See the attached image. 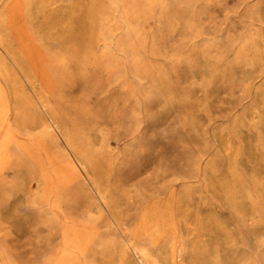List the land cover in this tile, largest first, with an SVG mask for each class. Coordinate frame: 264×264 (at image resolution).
<instances>
[{
    "label": "rangeland",
    "instance_id": "1",
    "mask_svg": "<svg viewBox=\"0 0 264 264\" xmlns=\"http://www.w3.org/2000/svg\"><path fill=\"white\" fill-rule=\"evenodd\" d=\"M0 264H264V0H0Z\"/></svg>",
    "mask_w": 264,
    "mask_h": 264
}]
</instances>
